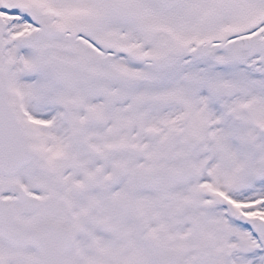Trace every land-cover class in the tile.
Listing matches in <instances>:
<instances>
[{"label":"snow or ice","instance_id":"obj_1","mask_svg":"<svg viewBox=\"0 0 264 264\" xmlns=\"http://www.w3.org/2000/svg\"><path fill=\"white\" fill-rule=\"evenodd\" d=\"M0 264H264V0H0Z\"/></svg>","mask_w":264,"mask_h":264}]
</instances>
